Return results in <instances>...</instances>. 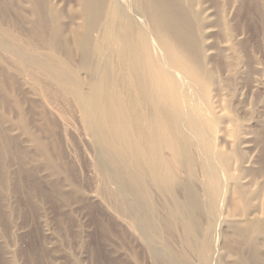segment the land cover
Instances as JSON below:
<instances>
[{
  "label": "rangeland",
  "instance_id": "rangeland-1",
  "mask_svg": "<svg viewBox=\"0 0 264 264\" xmlns=\"http://www.w3.org/2000/svg\"><path fill=\"white\" fill-rule=\"evenodd\" d=\"M57 1L68 22L74 0ZM17 2L23 31L0 35V264H264V178L252 175L264 167V35L248 29L254 0H197L207 20L197 57L213 80L141 49L133 91L101 58L81 70L37 49L45 38ZM81 89L92 92L87 111ZM240 155L252 157L251 173L240 174ZM98 157L124 191L107 171L104 182ZM240 176L243 197L233 189ZM181 183L198 197V224L178 209ZM250 222L259 225L234 232Z\"/></svg>",
  "mask_w": 264,
  "mask_h": 264
},
{
  "label": "bare ground",
  "instance_id": "bare-ground-1",
  "mask_svg": "<svg viewBox=\"0 0 264 264\" xmlns=\"http://www.w3.org/2000/svg\"><path fill=\"white\" fill-rule=\"evenodd\" d=\"M13 1L0 0V25L5 28L3 32H0L1 36H10L12 35L11 32L16 30L22 32L21 21L26 22L28 19H26L25 10L20 7H17V9L13 8L15 5L12 3ZM17 1V4L26 1L30 6V16L32 17L30 24L34 26L32 34L36 37L45 38V41L41 42L37 49L46 51L47 55L52 58H56V55L62 57V63L66 65L73 64L84 70L89 65L90 56H96L98 59L101 58V62H105V68L115 72V83L123 86L127 85L133 91L137 87L136 78L140 74L137 71L138 53L140 50L152 49L153 53L156 54H160V50H164L167 55L174 58L176 64L185 72L196 73L198 76L204 75L207 80H213V75L206 68L203 59L197 57V55L201 57V53L204 52L200 45L205 38L204 31L207 27V20H204L203 13H197L194 10L197 0H74L73 6H70L73 8L70 10L71 14L68 17V22L64 21L67 16L65 10L59 8L60 5L57 0ZM241 1L243 2L244 0ZM67 4L69 5L70 1H67ZM247 14L250 22H248L249 31L251 33L260 32L263 36L264 0H254V7ZM7 28L11 32L6 30ZM178 76L180 77V75ZM79 96L85 103L84 110H86L92 97V92L88 93L81 89ZM89 122L92 124L90 120ZM222 159L224 163L232 161V158L228 156H224ZM103 160L101 157L97 158L98 167L101 169L104 182H108L112 176L116 187L118 186L119 189L124 191L125 189L121 186L123 184H120L111 169L105 164L106 161ZM252 161V157L239 156L240 174L251 173V167L249 166L253 165ZM168 166L171 168L173 165L168 162ZM256 173H258V177L255 178L257 181L261 178L263 179L264 167H258L257 171L252 172V175L255 176ZM243 180V177L240 176L235 181L236 186H233V189L237 190V194L240 197H243V191L247 186ZM179 191L182 192L178 203L179 211L192 224H198L200 203L194 189L187 183H181ZM131 202L123 203L127 212L128 210L129 212L135 210L138 220L142 223L143 230L148 233L151 232L154 224L151 223L152 221L149 222L136 208L135 204L132 205ZM258 225L259 223L250 222L244 229L237 228L234 229V232H245ZM149 237L151 238L150 235ZM250 246L257 258L255 244L250 243ZM156 255L157 252L155 253L154 251V256ZM167 257L170 258L169 253H167ZM240 259V262H242V258Z\"/></svg>",
  "mask_w": 264,
  "mask_h": 264
}]
</instances>
